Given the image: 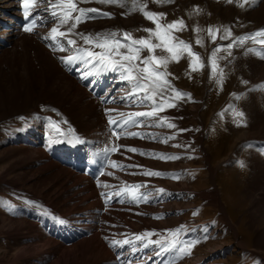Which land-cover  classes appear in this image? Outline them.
Wrapping results in <instances>:
<instances>
[{"label": "rangeland", "instance_id": "374dc122", "mask_svg": "<svg viewBox=\"0 0 264 264\" xmlns=\"http://www.w3.org/2000/svg\"><path fill=\"white\" fill-rule=\"evenodd\" d=\"M258 1L249 0L241 8L239 3L243 0H233V3L226 0H172L168 3L147 0V10L166 13L162 24L184 20L186 30L174 35L192 45L193 51L200 54L204 67L190 72L187 55L178 63L168 64L167 71L172 74L169 80L176 89L190 93L191 99L174 100L176 107L168 108L165 115L159 114L168 117L175 128L157 126L154 121L159 117L152 118L143 126L131 127L136 129L134 132L138 129L144 134V138L136 137L132 141L125 136L120 139L113 137L106 128V115L102 112L108 108L116 110L110 115L146 111V105L139 103L123 106L124 97L130 90L127 83L121 82L123 85L118 90L123 104L102 106L97 99H87L89 94L62 72L56 58L52 59L45 49L40 48L41 44L33 36L24 37L19 50L7 47L0 52V264H36L37 250L45 248L49 241L40 236L44 235V231H39L40 218L45 220L43 224L48 225L49 216L64 221V228L69 227L73 233H65L68 238L75 231L84 230L85 226L90 231V224L101 228L96 232L92 229L86 237L82 233V244L78 248L81 252L76 255V260L71 254L68 264H87L90 259L86 254L89 255L90 251L85 249L84 243L93 241L99 234L106 248L107 243L112 245L113 240L131 241L123 247L111 246L109 257L115 264H137L139 261L138 264H264V212L256 206L264 201V184L251 178L254 173L252 160L264 158V148H261L264 146V58L257 54L262 46L249 40L243 47L233 46L231 56L227 50H221L215 76L211 74L209 65L213 48L224 46L226 49L237 36L264 29V19H261L264 18V2L258 4ZM77 7L96 8L98 12H108L112 16L107 18L94 13L96 18L80 23L76 32L95 35L128 31L139 38L148 35L144 28L155 27L139 11L129 13L127 8L115 4L77 0ZM257 22L260 26H256ZM197 27L202 31L196 32ZM209 27L214 32L219 29L215 32V42L208 35ZM226 29L231 30V37L220 39ZM45 30L48 36L50 30ZM197 36L202 38L203 46L196 43ZM17 37L10 42L19 40ZM78 40L84 45L80 37ZM57 43L60 49L63 45V50L57 53L61 57L75 51L63 39H57ZM249 47L257 51L248 52ZM30 50L35 53L34 63ZM157 54H161L159 49ZM141 55H147V52ZM249 58L254 59L251 66ZM14 64H18V68L12 77L7 66L13 67ZM221 70L223 80L218 84ZM59 76L63 77L64 83H54ZM60 103L65 105H61V109L55 107ZM69 105L74 106L71 113L67 110ZM253 106L255 113L252 112ZM87 109L89 117L86 119L80 110ZM234 112H243L244 115L237 117ZM41 116L50 117L53 121L48 133L50 136H82L83 142L98 149L99 153H103L102 149L120 146L114 152V160L118 164L139 167L116 168L114 172L110 169L112 174L104 177V184L87 182L88 186L84 187L86 180L79 174L70 173L67 168L69 173L66 174L63 169L49 168L54 164L50 161L40 166L32 163L44 159L43 146L33 149L26 141V144L20 143L16 137L21 131L27 132L26 127L32 124L26 123L31 118L39 119ZM238 120L243 123L238 124ZM67 127L70 132L65 131ZM149 134L157 138H149ZM166 137L171 138L165 143ZM128 142L131 148L133 146L145 153H164L179 158L163 160L126 151ZM146 170L166 175L149 177L142 174ZM177 176L178 179L174 178ZM232 176H236L235 179ZM112 181L120 183L118 189L129 184L144 185L140 192L149 194V201L103 211L98 194L109 193L104 185L110 186ZM217 186L229 200L222 202L219 196L216 199L212 197L209 191L217 189ZM160 188L165 189L163 195L157 191ZM84 210L85 217L81 215ZM227 213L233 223L226 221L229 220ZM243 225L249 226L251 232ZM142 228L154 229L153 234L137 241L135 236L141 234ZM166 230H179L180 241L195 242L187 254L177 257L174 252L161 251L149 243L162 235L172 239ZM256 244L259 246L254 250L251 246ZM69 246L66 242L65 251ZM139 251L143 254L139 260L131 258L134 252ZM62 259L63 256L57 255L37 264L65 263Z\"/></svg>", "mask_w": 264, "mask_h": 264}, {"label": "snow or ice", "instance_id": "6c2138e0", "mask_svg": "<svg viewBox=\"0 0 264 264\" xmlns=\"http://www.w3.org/2000/svg\"><path fill=\"white\" fill-rule=\"evenodd\" d=\"M104 4H115L123 8H127L128 12L139 11L145 19L152 22L155 25L154 28H144L143 31L148 35L146 37L136 38L131 32L123 31L118 33L117 31L97 33L95 35L85 34L83 32H76V28L82 22L88 19H95L96 16L90 15L96 13L98 15L111 18L112 14L108 12H98L96 8H78L77 0H47V6L45 11H48V6L51 7L52 11L50 15L54 18L56 26L51 27L49 39L56 41L58 38L66 40V44L75 49V55H69L67 57H61L62 61L68 65L83 64L86 68H90L93 71L105 72V73H116L121 82H125L130 85L124 99L130 100L131 103H139L146 105L149 110L147 111H135V112H119L118 116L109 115L108 123L112 126L111 135L116 139H120L123 136L139 137L144 138V134L140 132L128 131L130 127L143 126L147 120L159 117L158 120L154 121L157 126H167L169 128H175L176 125L169 122L168 117L160 116L159 114L164 112L167 108L176 107V104L172 101L181 100L184 97L191 99L190 93H183L176 89L169 76L172 74L167 71L168 64L171 62H179L180 59L187 55L189 59V70L190 72L200 71L204 67V63L201 60L199 53H196L192 49V45L183 39L175 36L174 33L178 31H184L187 28L183 19H178L169 23H161L166 17V13H157L154 11L147 10V0H131L129 6V0H98ZM156 2L168 3L172 0H156ZM227 3H233V0H226ZM249 0H243L239 3V7L243 8ZM37 5V0H22L23 15L29 23L24 26L25 32L33 31V28L38 22V17L33 16V9ZM198 9V6H196ZM73 13H77L73 16ZM72 21L71 24L69 22ZM68 26L65 31L60 29L64 26ZM196 32L202 31L199 27L195 29ZM208 35L212 37L213 42L216 40L215 32H219V29L214 30L209 27ZM232 33L230 29H226L223 36L220 39H227L231 37ZM72 36H78L83 41L84 45H91V47H78L77 40L72 39ZM264 29L256 30L253 33L237 36L228 43L226 49L224 46H218L212 49L209 65L211 68V74L215 76L217 74V59L218 53L221 50H227L228 56H231V49L233 46L243 47L244 44L251 40L254 43L261 45V49L257 52L264 58ZM155 40V42H154ZM196 43L203 46V40L197 36ZM94 49H99L95 51ZM157 49L160 50L161 54H157ZM63 50V45H61ZM123 50V51H122ZM147 55H141L144 52ZM248 52L257 51L249 47ZM166 53V55L164 54ZM223 58V57H219ZM70 70H72L70 68ZM78 70V69H77ZM90 75L89 71L82 73V78L87 79ZM223 72L219 73V79L217 83H222ZM171 94V95H170ZM239 99V96L235 97ZM231 107V106H230ZM107 112H115V109H108ZM235 116L243 117V112H234ZM140 118H145L141 120ZM20 119H24L20 117ZM238 124H242V120L237 121ZM55 127V126H54ZM58 130V129H57ZM184 131V130H181ZM149 138L156 139L157 137L149 134ZM171 137H166L164 142ZM77 142L79 139L77 138ZM120 146H113L106 148L104 151L116 152ZM127 151L139 152L140 155H148L163 160L178 159L176 156H169L164 153H145L136 148H127ZM113 168H125V167H139L137 165H123L118 164L116 161H111ZM243 166V163L241 164ZM135 174V173H133ZM143 175L152 176H163L165 173L146 170L142 173ZM174 178H179L174 177ZM109 187L108 185H104ZM144 187L141 184H131L125 187L119 188L115 193H101L105 197L106 203L112 199L113 195L117 198L119 203H133L140 204L149 201V194L140 192V189ZM161 195L165 193V189L160 188L157 190ZM194 215L196 213H193ZM61 223L64 221L61 220ZM171 233L172 239H167L165 236H161L155 241H149L164 252H174L177 257L187 254L188 249L195 243L194 241L182 242L179 240V230L172 231L166 230ZM153 233L139 234L135 236L137 241H142L145 237L151 236ZM107 239V238H106ZM131 241L125 239L123 241H112V246L119 245L123 247ZM145 247L148 245L145 244Z\"/></svg>", "mask_w": 264, "mask_h": 264}, {"label": "bare ground", "instance_id": "6f19581e", "mask_svg": "<svg viewBox=\"0 0 264 264\" xmlns=\"http://www.w3.org/2000/svg\"><path fill=\"white\" fill-rule=\"evenodd\" d=\"M262 2H264V0H259L258 1V4H260V3H262ZM8 3V4H7ZM17 6L15 5V4H11V2H7L6 0H0V21H3V19L4 18H8V23L6 24V26H7V31H6V33H5V37H4V39H5V41L6 42H9V44L10 45H12L11 46V48L12 47H14V49H17L18 48V50L21 48V45L20 44H22V42H23V39H24V37H26V36H33L34 37V39L35 40H37L36 39V37H35V35H33L31 32L30 33H27V35H25L24 33H16L15 31H14V26H13V22H14V18H15V16L17 15L15 12L17 11ZM36 12H38V10L36 9ZM261 16V15H260ZM261 19H264V18H261ZM257 20H260V19H257ZM256 20V21H257ZM260 23H262V22H260ZM128 25V27H129V25L130 24H127ZM256 26H260V24H259V22H257L256 23ZM68 26L66 25V26H64V27H62L60 30H66V28H67ZM51 31V30H50ZM18 35V37L17 38H19V40H15L13 43L12 42H10L13 38H15L16 36ZM20 39H22V40H20ZM38 41V40H37ZM16 43H19L18 44V46H16V45H14V44H16ZM41 44V43H40ZM14 45V46H13ZM41 47L40 48H42V49H45V51L51 56V54H50V52L41 44L40 45ZM59 50L60 49H56V53H59ZM0 52H2L1 50H0ZM30 53L33 55H31L32 56V62L34 63V62H36V58H35V53H34V51H31L30 50ZM52 57V56H51ZM59 58H61V56H58ZM52 59H53V57H52ZM35 60V61H34ZM252 61H254V59L253 58H249V65L251 66V64H252ZM251 63V64H250ZM253 65V64H252ZM8 67V69L10 70V71H12V73H11V75H12V77H15V70L18 68V64H14L13 65V67L11 66V65H9V66H7ZM28 68H30L29 66H28ZM60 68V67H59ZM61 69V68H60ZM62 70V69H61ZM62 72L64 73V74H66L63 70H62ZM67 75V74H66ZM67 76H69V75H67ZM69 77H71V76H69ZM63 78V77H62ZM61 78V76H59V78H58V81H56V82H54V83H64L65 81H63V79ZM72 79H74L75 81H76V83L86 92V90H85V88L84 87H82L81 86V84L79 83V81L77 80V78L76 77H71ZM12 80L15 82V80L12 78ZM21 85V84H20ZM117 88V84L115 83L114 85H112V86H110V92H109V94H108V97H109V95L110 94H112L113 92H114V90ZM97 90H99V89H97ZM87 93V92H86ZM85 93V94H86ZM88 94V93H87ZM89 98H92L90 95H88L87 96V99H89ZM95 101V100H94ZM55 102V101H54ZM56 103V102H55ZM69 103V102H68ZM65 105V103H60V104H56V106L55 107H57V108H59V109H61V105ZM98 104V103H97ZM99 105V104H98ZM129 105H132V104H129ZM56 108V109H57ZM73 108H74V106H72V105H69V107L67 108V110L69 111V113H71L72 112V110H73ZM64 110V109H63ZM88 111V109L87 110H85V111H81L80 110V113L82 112V113H85V114H83V116L84 117H86V119L89 117L88 115L89 114H87L86 112ZM167 111H168V108L164 111V112H162V113H160V114H163V115H165V113H167ZM252 112H254V106L252 107ZM255 113V112H254ZM102 116V115H101ZM79 125V124H78ZM80 126V125H79ZM80 130H82V129H80ZM22 132V131H21ZM128 139H133V137H131V136H126ZM129 146H130V143L128 142V143H126L125 144V147L126 148H129ZM131 147V146H130ZM132 148H133V146H132ZM45 157H42V158H44V159H41V161L42 162H40V160L38 159L36 162L35 161H31L32 163H35V164H39V166L40 165H42L43 163H45V164H49V161L51 162V163H54L53 165H49V168H53V169H63L62 171H64L66 174L67 173H69L68 172V170H66V168L65 167H62V166H59V165H57L55 162H53V161H51V160H49L48 159V157H47V155H44ZM254 162H252L253 163V166H255L256 168H257V170L259 171H261L262 173H264V158H256V159H254L253 160ZM69 171H70V173H71V171L72 170H70L69 169ZM208 173V172H207ZM210 173H211V171H210ZM209 173V174H210ZM76 174V173H75ZM65 178H66V176H65ZM83 179H85L86 180V184H85V186L84 187H87L88 186V184H87V182L88 183H90L86 178H84V177H82ZM82 178H78L79 180H83ZM256 206H258L257 208L258 209H260L259 211H262V212H264V201H262V203H260V204H258V205H256ZM81 215H83V217H85L86 215H85V210L84 211H82V213H81ZM41 219V222H44V221H42L43 219L42 218H40ZM89 221V220H88ZM87 221V222H88ZM8 224H9V222H8ZM21 224V223H20ZM7 227V226H6ZM14 227H15V225H14ZM13 227V228H14ZM16 227H17V225H16ZM87 226H85L84 227V229L86 228ZM19 228H20V226H19ZM97 228V229H96ZM147 228V227H146ZM16 229V228H15ZM14 229V230H15ZM89 229H90V231L89 232H83L85 235L86 234H88V233H90L91 231H92V229H94V231L96 232L97 230L99 231L101 228H98V227H91V224H90V226H89ZM154 230V229H153ZM153 230L151 231L150 229H145V228H142V230H140V233L142 234V233H144V234H147V233H149V232H153ZM156 230V229H155ZM39 231H40V233H42V231H44L43 232V234L44 235H41L40 234V236H43L46 240H49V241H47V243L45 244V248H41V249H38L37 251H38V257L36 258L37 259V262H36V259H35V261L34 262H36V264L37 263H40L41 261H43L45 258H53L54 256H57V255H61V256H63V259L62 260H64L65 261V263H62V264H68V259H69V256L71 255V254H73V256L72 257H75V260L77 259V257H76V255L77 254H79V252H81V251H78V248H79V245L80 244H82V236L84 235V234H82V233H80V232H75V234L71 237V238H69V239H72V241H71V243L70 244H68V246L70 247L69 249H67L66 251H65V244L64 245H62L61 243H59L60 241H62L63 240V235H61V236H59L57 233H50V231H52V229L51 228H49V229H44V230H42V229H39ZM156 231H159V230H156ZM48 232H49V234H48ZM98 234V233H97ZM67 234H65L64 233V236L66 237V239H67V237L68 236H66ZM84 235V236H85ZM83 236V237H84ZM104 237V236H103ZM103 237H102V239H103ZM147 237V236H146ZM50 238H55L56 240H53V241H51L50 240ZM80 240V241H79ZM58 241V242H57ZM69 242H70V240H68ZM84 245L86 246L85 247V249L87 250V251H90L89 252V255L91 256V258H90V256L89 255H87L86 254V256H88L89 257V259H90V261L88 260V262H87V264H115V262L109 257V255H111L110 254V252H109V247H105V245H104V242H102V240H101V235L99 234L98 236H97V238L96 239H94L93 241H89V242H85L84 243ZM71 250H72V252H71ZM35 252V251H34ZM35 253H37V252H35ZM84 253V252H83ZM24 254V253H23ZM78 256H80V255H78ZM18 257V256H17ZM58 258H60V257H58ZM92 259V260H91ZM70 260V259H69ZM63 261V262H64ZM72 261V260H71ZM74 261V260H73ZM80 263V262H79ZM78 263V264H79ZM82 263V262H81ZM55 264H56V262H55ZM59 264V263H58ZM74 264V263H73Z\"/></svg>", "mask_w": 264, "mask_h": 264}, {"label": "crops", "instance_id": "0c3cea01", "mask_svg": "<svg viewBox=\"0 0 264 264\" xmlns=\"http://www.w3.org/2000/svg\"><path fill=\"white\" fill-rule=\"evenodd\" d=\"M233 171H236V170L233 168ZM252 172H254V173H253V175L251 176V178H254V179H255V182H262V184H264V173H262L261 171H252ZM231 175H232V174H231ZM232 177L235 179L236 176H232ZM249 177H250V176H249ZM246 180H247V179H246ZM246 182L248 183V180H247ZM218 189H219V188H218ZM219 193L222 194L220 189H219ZM221 200H229V198H227V197H221ZM249 216H251V215H249ZM233 222H234V221H233ZM234 224H235V223H234ZM245 225H246V223H245ZM243 226H244V225H243ZM244 228H245L248 232H251L250 229H249V228H250L249 226H248V227H247V226H246V227L244 226ZM251 243H252V241H251ZM258 246H259V245L256 244L255 246L252 245L251 247H253L254 250H257V249H258ZM251 247H250V248H251Z\"/></svg>", "mask_w": 264, "mask_h": 264}]
</instances>
